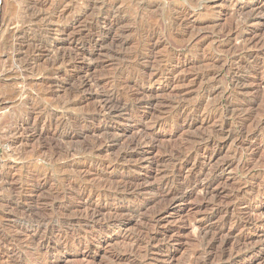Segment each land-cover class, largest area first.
<instances>
[{"label": "rangeland", "instance_id": "rangeland-1", "mask_svg": "<svg viewBox=\"0 0 264 264\" xmlns=\"http://www.w3.org/2000/svg\"><path fill=\"white\" fill-rule=\"evenodd\" d=\"M25 1L0 0V235L8 236L0 264H199L213 239L199 229L209 225L221 234L208 264H221L222 250L223 260L234 259L226 264H264V0H115L110 11L112 0H61L51 22L32 24L45 48L23 71L16 60H26L33 41L16 36ZM104 14L124 21L91 25ZM59 51L73 60L48 70ZM109 94L118 107L98 113ZM252 100L241 133L244 113L229 109ZM210 106L222 112L209 114ZM16 120L20 142L6 134ZM177 149L186 158L176 161L169 151ZM171 176L193 186L176 191V203L159 187ZM25 217L54 232L15 226ZM112 217L122 223L108 226ZM140 232L156 239L139 241Z\"/></svg>", "mask_w": 264, "mask_h": 264}, {"label": "bare ground", "instance_id": "bare-ground-1", "mask_svg": "<svg viewBox=\"0 0 264 264\" xmlns=\"http://www.w3.org/2000/svg\"><path fill=\"white\" fill-rule=\"evenodd\" d=\"M22 1V0H21ZM35 2H33V1H25V2H23V4L22 3H20V4H22L20 7H19V11H18V15H17V17H16V19H17V22L19 23V24H21L22 25V27H23V25L24 26H26V27H21L20 29H18L17 30V39H28L31 35L33 36V41H31L32 43L31 44H29L28 43V46H27V49H28V52H27V57H28V59H27V57L25 58L26 60H24V61H20L19 59H17L16 61H18V63H19V68H21V70L23 69V71H27V69H28V66H29V64H28V62H34V64H35V61H36V59H38L39 60V57H40V52H41V50L43 49L44 50V48H45V45H44V43H42L41 42V39L36 35L38 32L37 31H35V30H32V24H34V22H36V21H38V20H45V21H48V22H51V17L54 15V13H55V11L59 8V6L61 5V0H59V1H57V2H55V3H53V4H51L52 5V8H51V12L50 13H45V15H39V14H37V11L38 10H41L42 8H43V6L46 4V2H47V0H34ZM115 0H112V2H111V4H109L108 6H105L106 7V9H107V11L109 10L110 11V9H111V7H110V5H112L113 4V2H114ZM136 1V0H135ZM196 1L197 0H195V3H196ZM201 1V0H200ZM184 2V1H183ZM19 3V2H18ZM89 3V2H88ZM185 3V2H184ZM19 4V5H20ZM85 4V3H84ZM91 4V3H90ZM96 4V3H95ZM17 5V4H16ZM18 5V6H19ZM50 5V6H51ZM94 5V4H93ZM106 5V4H105ZM115 5V4H114ZM149 5H150V2H149ZM151 6V5H150ZM165 6V5H164ZM88 7V6H87ZM105 7H104V9H105ZM114 7V6H113ZM153 7V6H152ZM159 7V6H158ZM47 8V7H46ZM101 9V8H100ZM105 9V10H106ZM187 9V8H186ZM170 10V9H169ZM173 10V9H172ZM43 11V10H42ZM45 11V10H44ZM17 12V11H16ZM40 12V11H39ZM43 13V14H44ZM177 13V12H176ZM54 17V16H53ZM1 20V19H0ZM52 20H53V18H52ZM123 19L122 18H115L114 16H112L111 14H104L103 16H101V17H96V18H94L92 21H91V25L92 26H94L95 27V25H98V24H100V22L101 21H103V23H107L108 22V24H110V25H117V24H119V23H121L120 21H122ZM173 20V19H172ZM11 21H12V19H11ZM77 21V20H76ZM124 21V20H123ZM122 21V22H123ZM17 22H15V24L17 23ZM175 23V22H174ZM14 24V23H13ZM14 24V25H15ZM94 24V25H93ZM176 24V23H175ZM12 25V24H11ZM18 25V24H17ZM107 25V24H106ZM141 25H144V24H141ZM16 26V25H15ZM146 26V25H145ZM151 26V25H150ZM154 26V25H153ZM152 26V27H153ZM152 27H150V28H148L147 29V33H146V35L149 33V34H151L150 36H152L153 35V33H155L154 31V27L152 28ZM16 28V27H15ZM34 28V27H33ZM139 28V27H138ZM142 28V27H141ZM145 28V27H144ZM147 28V27H146ZM230 28V27H229ZM158 30V29H157ZM141 31V30H140ZM143 32V31H142ZM142 32H140V33H142ZM145 32V31H144ZM156 33H158V32H156ZM143 34H145V33H143ZM9 36V35H8ZM7 36V37H8ZM31 36V37H32ZM30 37V38H31ZM13 38V37H12ZM78 38V37H77ZM149 38H151V37H149ZM18 40V41H19ZM31 40V39H30ZM177 40V39H176ZM10 41V40H9ZM14 41V40H13ZM150 41H147V45H151V43H149ZM83 43V42H82ZM144 43H145V41H144ZM16 45V44H15ZM20 45V47L18 46V49H16L15 50V52H16V54H17V57L20 55V54H22L21 53V51H22V48H21V44H19ZM141 45H143V44H141ZM1 47V46H0ZM144 47V46H143ZM148 47V46H147ZM151 47V46H150ZM248 47V46H247ZM17 48V47H16ZM7 51V50H6ZM25 51H27V50H25ZM61 51V50H60ZM59 51V53H57V55H56V58H55V62L54 63H52L51 62V64H50V69H48V70H51L52 71V69L54 68H57L56 66H60V65H63L64 66V64L66 63V62H69L72 58L68 55V54H65V53H62V52H60ZM66 51V50H65ZM12 52V51H11ZM14 53V52H13ZM69 53V52H68ZM6 54V53H5ZM134 55V54H133ZM137 56V55H136ZM171 56V55H170ZM252 56V55H251ZM259 56V55H258ZM16 57V56H15ZM245 57V56H244ZM74 58V57H73ZM133 58V57H132ZM216 58V57H215ZM247 58V57H246ZM127 59H128V57H127ZM131 59V58H130ZM11 60H14V59H11ZM73 60V59H72ZM227 60H228V58H227ZM226 60V61H227ZM244 60V59H243ZM248 60V59H247ZM5 61V60H4ZM3 62V60L1 61V64H0V70L2 71V72H4L5 70H6V62L5 63H2ZM201 62V61H200ZM223 62V61H222ZM244 62V61H243ZM208 63V62H207ZM213 63V62H212ZM57 64V65H56ZM242 64V63H241ZM245 64V63H244ZM14 65V64H13ZM32 66H33V64H32ZM215 66V65H214ZM239 66H241V65H239ZM243 66V65H242ZM242 68V67H241ZM244 68V67H243ZM242 68V69H243ZM11 69V68H10ZM240 69V68H239ZM17 71V70H16ZM7 72V71H6ZM9 73V72H8ZM11 73V72H10ZM51 73V72H50ZM131 73H133V72H131ZM130 73V74H131ZM206 73V72H205ZM204 73V74H205ZM214 73V72H213ZM140 74V73H139ZM201 74H202V72H201ZM25 76V75H24ZM209 76V75H208ZM213 76H215V75H213ZM22 77V76H21ZM130 77H132V76H130ZM233 79H235V78H233ZM206 80V79H205ZM237 80V79H236ZM236 80H234V82L236 81ZM202 81V80H201ZM233 81V80H232ZM231 81V82H232ZM45 82V81H44ZM236 82H240L239 80H237ZM124 84V87L125 88H127L126 86H128L127 85V83H129L128 81L125 83V82H123ZM233 83V82H232ZM83 84V83H82ZM241 84V83H240ZM42 85V84H41ZM80 85H81V83H80ZM119 85H121L122 86V84H119ZM238 85V84H237ZM233 86V85H232ZM241 86V85H240ZM43 87V86H42ZM123 87V86H122ZM25 88V87H24ZM213 89V88H212ZM126 90V89H125ZM206 90V89H205ZM48 91V90H47ZM82 91V90H81ZM80 91V92H81ZM123 91V90H122ZM15 94V93H14ZM19 96H20V94H18ZM207 95V94H206ZM123 96H125V95H123ZM235 96V95H234ZM37 97V96H36ZM24 98V97H23ZM33 98V97H32ZM104 98V97H103ZM132 98V97H131ZM34 99V98H33ZM117 99L118 98H116V96H115V94L113 95V94H109V95H106V97L102 100V103L100 104V106H99V110H98V113H107V114H112V112H111V110L112 109H116L118 106V103L116 102L117 101ZM123 99H124V97H123ZM126 99H128V97H126ZM125 99V100H126ZM126 101H128V100H126ZM9 102V101H8ZM33 102V101H32ZM36 102V101H35ZM254 102H255V100H252L251 101V104H247V107H242V108H239V109H237V110H234V109H232V110H230L229 109V112H230V114L232 115V116H238V115H240V116H242L243 115V122L241 123V126H237L238 128L240 127V131L239 132H243V130H244V128L245 127H243L245 124V122L246 121H249V119H250V114L252 113L251 111V109H252V107L250 106V105H252V104H254ZM36 104V103H35ZM259 104V103H258ZM37 105V104H36ZM221 105V104H220ZM260 105V104H259ZM24 106H25V104H24ZM171 106H173V105H171ZM232 106V105H231ZM19 107V106H18ZM28 107V106H27ZM31 107V106H30ZM32 108H34V106H32ZM132 108V107H131ZM210 108H211V106H210ZM234 108V107H233ZM236 108H238V107H236ZM212 109V108H211ZM223 109V108H222ZM222 109H219L218 107H215L214 106V108L212 109V113H209V114H214V116H216V112L217 111H219V110H221V112H222ZM255 109V108H254ZM17 111V110H16ZM34 111H36V110H34ZM210 111V110H209ZM29 112V111H28ZM251 112V113H250ZM11 113V112H10ZM9 113V114H10ZM19 113V112H18ZM242 113H244V114H242ZM264 113V112H263ZM14 114V113H13ZM220 115H222V113H219ZM242 114V115H241ZM24 115V114H23ZM83 115V114H82ZM229 115V114H228ZM84 116V115H83ZM223 116V115H222ZM11 117H13V115H11ZM10 117V118H11ZM41 117V116H40ZM85 117V116H84ZM217 117V116H216ZM37 118V117H36ZM215 119L213 116H211V115H209L208 116V120L209 119ZM79 119V118H78ZM212 119V120H213ZM242 119V118H241ZM230 120V119H229ZM70 121V120H69ZM207 121V120H206ZM20 122V124H22L21 123V121H19ZM76 122V121H75ZM75 122H73V123H75ZM223 122V121H222ZM249 123V122H248ZM65 124V123H64ZM224 123H221V126L223 125ZM255 124V123H254ZM8 125V124H7ZM62 126H63V124H62ZM72 126V125H71ZM228 126V125H227ZM234 126V125H233ZM22 127V126H21ZM22 128H24V127H22ZM21 128V129H22ZM228 129H229V127H227ZM9 129V128H8ZM21 129L19 130L18 129V123H17V120L15 121V126H14V128L11 130V131H6L7 133V137H8V139H10L11 141H16V142H20V140L23 138L22 137V135L20 134V132L19 131H21ZM62 129V128H61ZM218 129V128H217ZM221 129V128H220ZM247 129V128H246ZM245 129V130H246ZM4 130V129H3ZM24 130V129H23ZM227 130V129H226ZM229 130H231V129H229ZM224 131V130H223ZM219 132H220V130H219ZM232 132V131H231ZM4 133V132H3ZM23 133H24V131H23ZM254 132H252V134H253ZM31 134H32V131H31ZM216 134V133H215ZM245 134V133H244ZM251 135V134H250ZM254 135V134H253ZM24 136V135H23ZM29 136H31V135H29ZM33 136H34V134H33ZM214 136V135H213ZM218 137H219V135H217ZM220 137H222L221 135H220ZM247 137V136H246ZM141 138V137H140ZM140 138L138 139V140H140ZM233 138V137H232ZM236 138V137H235ZM240 138V137H239ZM242 138V137H241ZM243 138H245V137H243ZM212 138L211 137H208L207 138V141H210ZM9 140V141H10ZM204 140V139H203ZM247 140V139H246ZM250 140V139H249ZM248 141V140H247ZM135 142V141H134ZM136 143H138V142H135L134 144L135 145H137ZM209 143V142H208ZM13 144V143H12ZM16 144V143H15ZM193 144V143H192ZM209 144H211V142L209 143ZM98 145H97V143H92V145H89V143H88V145H86L85 146V148L86 149H93V148H96ZM186 146V145H185ZM206 146H207V144H206ZM84 147V146H83ZM136 147V146H135ZM131 148H133V147H131ZM170 148V147H169ZM184 149H186V148H184ZM184 149H177L176 150V152L175 153H173L172 151H169V153L171 154V156L176 160V161H180V160H182V158H186V156L184 155V152L186 151H184ZM187 149H189V148H187ZM18 150V149H17ZM21 149L19 148V151H20ZM24 150V149H23ZM81 150H83L82 149V147H81ZM85 150V149H84ZM22 151V150H21ZM62 151V150H61ZM164 151V150H163ZM168 151H167V153H168ZM191 151L193 152V153H195L196 152V147H191ZM17 152V151H16ZM23 152V151H22ZM37 152H40V150H38ZM84 152V151H83ZM86 152V151H85ZM89 152H90V150H89ZM21 153V152H20ZM166 153V152H165ZM168 153V154H169ZM191 153V152H190ZM36 154V153H35ZM10 156V155H9ZM17 156V155H16ZM125 157V156H124ZM123 157V158H124ZM121 158H122V156H121ZM126 163V162H125ZM180 164V163H179ZM9 167V166H8ZM7 167V168H8ZM14 167H16V166H14ZM14 167H9V169H10V171L12 170V169H15ZM22 167V166H21ZM30 168V167H29ZM22 170V169H21ZM30 170V169H29ZM9 171V172H10ZM18 171V170H17ZM25 171V170H24ZM27 171V170H26ZM30 171H32V170H30ZM6 172V171H5ZM9 172H8V174H9ZM29 172V171H28ZM41 172V171H40ZM30 173V172H29ZM28 173V174H29ZM42 173V172H41ZM17 174V173H16ZM22 174V173H21ZM24 174H26V173H24ZM33 174V173H32ZM211 174V173H210ZM11 175V174H10ZM27 175V174H26ZM37 175H38V171H37ZM37 175H34V176H37ZM40 175H42V174H40ZM29 175H27V177H28ZM41 177V176H40ZM5 178V177H4ZM173 178H174V176H171V178H168L169 180H167V183H165L163 186L161 185V186H159L160 187V189H162V193H164L165 195H167V197H171V198H169V201L170 202H172V203H176L178 200H180V199H182V196L179 194V193H177L176 191H179V190H189V193L191 192V191H193V186H191L189 183H185L184 185H182L181 187L180 186H178L177 185V183H176V180L174 181L173 180ZM1 179V178H0ZM16 179V178H15ZM23 179H24V177H23ZM29 179V178H28ZM83 179V178H82ZM14 180V179H13ZM35 180H37V179H35ZM15 181H17V179L15 180ZM26 181V180H25ZM30 181V180H29ZM111 181V180H110ZM10 182V181H9ZM12 182V181H11ZM26 182H28V181H26ZM33 183H34V180H33ZM17 184V183H16ZM15 184V185H16ZM19 184V183H18ZM17 184V185H18ZM112 184V183H111ZM125 184V183H124ZM27 185V184H26ZM6 186V185H5ZM102 186V185H101ZM111 186V185H110ZM125 186V185H124ZM3 187H4V185H3ZM7 187V186H6ZM9 187V186H8ZM15 187V186H14ZM23 188H24V186H22ZM26 187V186H25ZM118 187V186H117ZM10 188V187H9ZM16 188V187H15ZM22 188V189H23ZM39 188V187H38ZM43 188V187H42ZM75 188V187H74ZM206 188V187H205ZM34 189V188H33ZM103 189V188H102ZM113 188H111V190H112ZM115 189V188H114ZM129 189V188H128ZM75 190V189H74ZM77 190V189H76ZM79 190V189H78ZM21 191V190H20ZM39 191V190H38ZM84 191L85 190H79V191H76L77 192V195L78 196H82L83 194H84ZM110 191V190H109ZM115 191L116 192H128L126 189H125V187H124V189L122 190L121 188H118V189H115ZM25 192V191H24ZM87 192V191H86ZM107 192V191H106ZM30 193V192H29ZM109 193V192H108ZM235 193H236V191H235ZM24 194V193H23ZM10 195H14V194H10ZM108 195V194H107ZM112 195H114V196H116L115 194H112ZM111 195V196H112ZM126 196V195H125ZM163 196V195H162ZM24 197V196H23ZM22 197V198H23ZM14 198V197H13ZM234 198H235V196H234ZM25 199V198H24ZM23 199V200H24ZM13 200V199H12ZM16 201H17V199H15ZM20 201V200H19ZM11 202V201H10ZM24 202V201H23ZM22 202V203H23ZM9 203V202H8ZM7 204V203H6ZM4 206V205H3ZM30 209V208H29ZM29 209H28V211H29ZM15 212V211H14ZM24 213V212H23ZM22 213V214H23ZM27 213V212H26ZM100 213V212H99ZM156 213V212H155ZM154 213V215H153V217H152V222H153V224H156L157 222H158V220H159V218H160V213H156L155 214ZM17 214V213H16ZM25 214V213H24ZM41 214V213H40ZM40 214L38 215V216H40ZM3 215V214H2ZM27 215V214H26ZM35 215H36V213H35ZM35 215H33V216H35ZM1 216V215H0ZM21 216V215H20ZM29 216H30V214H29ZM43 216V215H42ZM120 216V215H119ZM37 217V216H36ZM35 217V218H36ZM41 217V216H40ZM27 218H29V217H25V218H23V219H20V220H17V221H13L16 225L15 226H18L19 228L22 226L21 224H23L24 226H25V228L26 227H28L29 228V230H31V233H32V235L33 236H41V237H46V235L48 236V235H50V234H52L53 232H54V228H50V229H48V230H46V228H44V226H43V224H42V220L41 221H39V220H30V219H27ZM41 218H43V217H41ZM113 218V217H112ZM76 221V220H75ZM91 221V220H90ZM46 222V221H45ZM74 222V221H73ZM71 223V222H70ZM120 223H122V221L117 217V218H113V219H111V220H109L108 222H107V225L108 226H112V225H116V224H120ZM49 224V223H48ZM148 224V223H147ZM106 225V226H107ZM57 226V225H56ZM65 226V225H64ZM23 227V226H22ZM146 227V226H145ZM44 228V229H43ZM23 229V228H22ZM199 229V228H198ZM58 230V229H57ZM138 230V229H137ZM200 231H202V235H203V238H205L206 239V235H208V234H212V236H213V239H207L208 240V242H207V244H206V242H205V249H204V247H203V251H204V254L206 255V257H205V259L201 262V263H199V264H208L207 263V260L209 259L208 258V255L210 254V252H211V249L213 248V245H214V242H215V239H216V236L217 235H220L221 234V227L220 226H212V225H209V226H204V227H202V228H200L199 229ZM6 236V235H5ZM4 235H0V242H2V241H4V240H6V238L8 237H5ZM215 236V237H214ZM139 241H143V242H145V243H147V244H149V243H151V242H153L155 239H156V236H154V235H152V234H150V233H148V232H144V233H142V232H140L138 235H136L135 236ZM135 238V239H136ZM208 238V237H207ZM204 240V239H203ZM138 241V242H139ZM142 242V243H143ZM203 242V241H202ZM243 242V241H242ZM2 244V243H1ZM218 244V243H217ZM220 244V243H219ZM226 244V243H225ZM245 245V244H244ZM248 246V245H247ZM254 246H256V245H254ZM202 247V246H201ZM16 248V247H15ZM244 249V248H243ZM254 250H256V248H249V249H247L245 252H242V253H239L237 256H235L236 258H240V257H242V256H244V255H247V254H251ZM128 252H130V254H138V252H139V247L138 246H136V247H134L133 249L131 248V251H128ZM237 253V252H236ZM121 255V254H120ZM120 255H116V257H118V258H120V257H122V256H120ZM219 255H220V257L221 258H219L218 260L221 262V264H226V263H232L233 262V260H230V262L229 261H227V260H223L224 259V250H222V251H220V253H219ZM233 255V254H232ZM249 256V255H248ZM219 257V256H218ZM28 258V257H27ZM203 258H204V256H203ZM226 258V257H225ZM235 258V259H236ZM31 261V260H30ZM217 263V262H216Z\"/></svg>", "mask_w": 264, "mask_h": 264}]
</instances>
